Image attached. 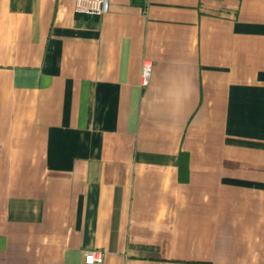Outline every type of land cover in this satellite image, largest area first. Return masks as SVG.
<instances>
[{
  "label": "crops",
  "instance_id": "1",
  "mask_svg": "<svg viewBox=\"0 0 264 264\" xmlns=\"http://www.w3.org/2000/svg\"><path fill=\"white\" fill-rule=\"evenodd\" d=\"M96 248L264 264V0H0V264Z\"/></svg>",
  "mask_w": 264,
  "mask_h": 264
},
{
  "label": "built area",
  "instance_id": "2",
  "mask_svg": "<svg viewBox=\"0 0 264 264\" xmlns=\"http://www.w3.org/2000/svg\"><path fill=\"white\" fill-rule=\"evenodd\" d=\"M140 2H148L149 0H133ZM110 9V0H75V10L79 14L100 17ZM152 61L145 59L142 68V80L147 84L152 74ZM104 251L99 248L87 250L85 253V261L88 264H103Z\"/></svg>",
  "mask_w": 264,
  "mask_h": 264
},
{
  "label": "trees",
  "instance_id": "3",
  "mask_svg": "<svg viewBox=\"0 0 264 264\" xmlns=\"http://www.w3.org/2000/svg\"><path fill=\"white\" fill-rule=\"evenodd\" d=\"M184 169H185V166H184V164H183V162H182V165H181V172H182V179L184 178V176H183V171H184Z\"/></svg>",
  "mask_w": 264,
  "mask_h": 264
}]
</instances>
